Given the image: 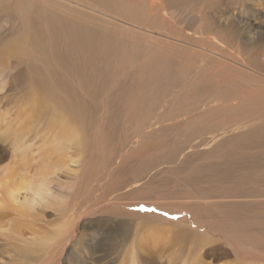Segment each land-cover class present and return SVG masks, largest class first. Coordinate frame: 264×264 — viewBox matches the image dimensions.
I'll list each match as a JSON object with an SVG mask.
<instances>
[{"label":"rangeland","instance_id":"1","mask_svg":"<svg viewBox=\"0 0 264 264\" xmlns=\"http://www.w3.org/2000/svg\"><path fill=\"white\" fill-rule=\"evenodd\" d=\"M47 1L0 0V264H264V0ZM53 138L65 206L21 217L12 144Z\"/></svg>","mask_w":264,"mask_h":264},{"label":"bare ground","instance_id":"2","mask_svg":"<svg viewBox=\"0 0 264 264\" xmlns=\"http://www.w3.org/2000/svg\"><path fill=\"white\" fill-rule=\"evenodd\" d=\"M9 1L10 0H8V2ZM64 1H68V0H64ZM82 1H83V4H80V6H82L83 8L89 10L91 13L95 15L107 17L105 15H108L109 13L110 8H108V5L109 3H111L110 2L111 0H82ZM39 2L45 3L48 1L39 0ZM12 5H14L13 8L16 12L21 9L25 14H27V19L29 16L30 19H28V25L30 26L28 27V30L30 31V33L32 34L39 33L34 36L40 35L41 32L43 33L42 27L45 25L46 22L44 23L39 22L42 16L40 15V11L43 10V6H40L41 4L40 5L35 4L33 0H15V1L11 0V3L7 7H11ZM0 9L6 12V16L4 17L5 20H3V22H5L6 20H9L10 11L4 10L6 9V7L4 8L3 6L0 7ZM69 10H72V9H69ZM33 13L35 14L37 13L40 16H34ZM62 13L60 11V15ZM81 14L90 16L89 14L85 12L81 13L79 11H72V13L68 15V18L72 21H75L78 24L80 20L79 15ZM61 17H63V15ZM107 18L109 19V16ZM64 19H66V17ZM31 20H35L36 22H30ZM122 23L124 24L126 22H122ZM51 27L55 29L54 32H52L54 29H52L51 31L50 29ZM61 28L63 27L59 25H52V26L50 25L49 26L50 34L51 33L55 34L57 32V34H59V38L65 37L66 35H72V34L79 37V39H82L85 37L84 32L82 30H79L78 28L76 29V31L74 30H67V31H62V32L58 31ZM47 32L49 33L48 30ZM62 33H64V36L60 35ZM55 42H58V49L61 50L63 41H61L60 39H56ZM75 44H76L75 46H71L68 49L71 52H74L78 58L77 54H78L81 42H77ZM75 60L79 61L78 59H75ZM33 101L36 104L41 105V100L36 95H35V98H33ZM50 112L54 120H59L60 117L63 118L62 111H60L58 108H55V106L54 108L50 109ZM56 142H57L56 139L53 138L51 140V144H53L52 148L46 147L43 150L41 149L42 151L38 157L39 162L36 166L37 168L35 169V173L31 177H27L26 174H22V171L20 170L22 167L26 168L25 164H27L29 161L34 160V159L32 157H30V159L28 158L26 151L22 148L23 145L21 144V140L20 141L16 140V142L12 144L13 148L16 151L15 159L17 160V162L16 161L15 162L18 164V167H13L12 169H10L11 171L10 172L8 171L7 178L4 175L5 177L2 180L3 182L2 185H3L4 193L6 196L5 200H6V203H8L7 205L10 208L12 206L14 210L18 214L21 215V217L29 216L33 211H35L39 207L59 209L60 207L62 208L63 206H65L66 198L64 197L61 198L60 196L63 194V192L58 190L60 181L58 180L59 174H57V171H61V172L63 170L66 171V167H64L65 165L63 166V164L65 163L62 162L63 159L66 158V155L64 153V156H61L62 152L65 149L60 150L59 146L55 145ZM69 162L73 163V160H70ZM18 172H20L22 176L19 175Z\"/></svg>","mask_w":264,"mask_h":264}]
</instances>
